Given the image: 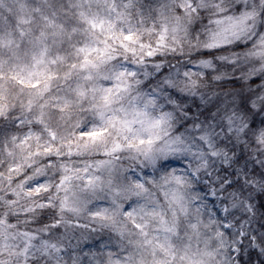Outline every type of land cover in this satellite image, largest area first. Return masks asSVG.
Wrapping results in <instances>:
<instances>
[{
  "label": "clouds",
  "instance_id": "9594fccd",
  "mask_svg": "<svg viewBox=\"0 0 264 264\" xmlns=\"http://www.w3.org/2000/svg\"><path fill=\"white\" fill-rule=\"evenodd\" d=\"M0 40V264H264V0H0Z\"/></svg>",
  "mask_w": 264,
  "mask_h": 264
},
{
  "label": "snow or ice",
  "instance_id": "6c2138e0",
  "mask_svg": "<svg viewBox=\"0 0 264 264\" xmlns=\"http://www.w3.org/2000/svg\"><path fill=\"white\" fill-rule=\"evenodd\" d=\"M22 9H23V5L21 6ZM87 19V17L85 18ZM87 22L89 24H92L93 26H99L100 24H103V21H95V20H92V19H87ZM31 23V16L29 15L28 17H24V16H20L18 18V25H17V28H18V32H17V35H19L20 37H23L26 35L25 31L23 30V25H30ZM49 24L52 23V21H48ZM218 23H220V21H218ZM42 37L43 39L40 40V51H39V56L38 57H34L36 63L40 64V63H43L45 61V58L47 56V44H46V35H44L42 33ZM131 37H125V39H130ZM4 43L3 40H0V44ZM13 43V39L10 37L9 40L7 41V44L8 46H11ZM82 52H84L85 54V58H87V51L88 50H84V49H81ZM151 54V53H149ZM83 67V65L81 66ZM104 100H105V103H111V97L106 95L104 97ZM101 133L99 132H96V131H93V132H82V135L84 136H92V137H95V136H98L100 135ZM117 148H119V145H116ZM101 163H110V162H101ZM99 180V177H93V176H88L87 177V184L91 187H94L95 186V182ZM99 215V213H98ZM137 228L140 227V225H136Z\"/></svg>",
  "mask_w": 264,
  "mask_h": 264
}]
</instances>
